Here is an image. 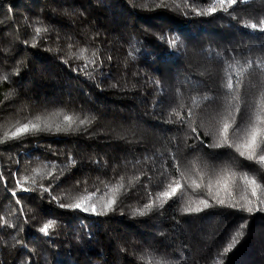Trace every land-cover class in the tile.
I'll use <instances>...</instances> for the list:
<instances>
[{"label": "trees", "instance_id": "1", "mask_svg": "<svg viewBox=\"0 0 264 264\" xmlns=\"http://www.w3.org/2000/svg\"><path fill=\"white\" fill-rule=\"evenodd\" d=\"M261 158L264 0H0V264H264Z\"/></svg>", "mask_w": 264, "mask_h": 264}, {"label": "snow or ice", "instance_id": "2", "mask_svg": "<svg viewBox=\"0 0 264 264\" xmlns=\"http://www.w3.org/2000/svg\"><path fill=\"white\" fill-rule=\"evenodd\" d=\"M230 2L232 4H235L236 0H230ZM212 11H215V9H212ZM251 28L255 29L256 25L252 24ZM227 87L228 88L232 87L231 82L228 83ZM65 120L69 122L67 124V127L66 128H61L59 125H57L56 128H55L56 131L68 130L69 128L72 127V123H73L72 118L71 117H65ZM86 123H89V121H87V120H80L79 121L80 125H84ZM45 128L47 130H49V131L52 130V126L48 125V124L45 125ZM225 128H227V125H225ZM40 130H42V129H41L40 124H38V123H33V124H31V126H29V124H24L22 127L17 128L16 131L12 133V136L16 137V136H19L21 134L28 133L30 131H40ZM255 144H256V136L253 135L252 143L247 145V147L251 148ZM241 155H243V153H241ZM261 163H264V158H261ZM177 187H179V185ZM176 190L177 189H175V188L172 189L171 192L165 193V196H169L170 197ZM219 203L223 204L224 201L220 200ZM114 204H115V199H111L104 205V208L107 209V210H111ZM83 205H84V202L80 201V202H77V203H74V204H68V205H65V206L68 207V208H75V209H81L82 208L84 212H89V211H91L93 213L97 212V206L95 204H92L91 208L84 207ZM148 210H150V209L137 210V214L143 215ZM200 210H201L200 208H194V209L193 208H188L187 209V211H189V212L200 211ZM248 211L251 212L252 209L248 208ZM50 226H51V223L45 224L44 227L41 229V231L44 232V233H47L49 228H50ZM240 234L241 233H237V235H240ZM229 247H231V246H229ZM227 250L228 249H225V251H227Z\"/></svg>", "mask_w": 264, "mask_h": 264}]
</instances>
